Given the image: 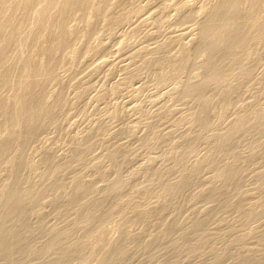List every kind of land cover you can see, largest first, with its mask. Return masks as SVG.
<instances>
[{"label": "rangeland", "instance_id": "obj_1", "mask_svg": "<svg viewBox=\"0 0 264 264\" xmlns=\"http://www.w3.org/2000/svg\"><path fill=\"white\" fill-rule=\"evenodd\" d=\"M64 1L0 0V211L26 196L13 262L264 264V0H87L65 18ZM222 4L243 29L220 59L201 31ZM20 96L41 123L6 150Z\"/></svg>", "mask_w": 264, "mask_h": 264}, {"label": "bare ground", "instance_id": "obj_2", "mask_svg": "<svg viewBox=\"0 0 264 264\" xmlns=\"http://www.w3.org/2000/svg\"><path fill=\"white\" fill-rule=\"evenodd\" d=\"M86 1L87 0H65L64 3L62 2L61 9H59V11L61 10V17L65 18L69 11L74 10L83 3H88ZM219 7L220 8L216 9L215 11L213 10L214 12L209 17L208 23L206 24L205 28H203L201 31V36L206 40L204 50L206 52H209L210 54L217 53L219 55V58L221 59L224 57H229L230 53L228 51V48L237 43L238 39L242 36L243 26L227 23L226 21L219 19V14L221 12H224L225 14L232 12V9L235 8L234 4H222ZM42 14L43 12L40 13V15ZM7 25L8 24L3 18V16L0 15V33L2 32V30H4L5 32V30L10 28V26ZM213 70H216V68L211 67L210 71L212 72ZM6 75L7 71L0 69V89L5 85ZM31 76L35 77L36 74L32 73ZM210 80V76L205 79V81ZM22 100L23 98L20 96L18 97L15 104L10 106V109L14 113V117L12 119V128L11 132L2 139V145L3 147H6V150L9 148L10 141L14 138L16 132L21 129V126H24L26 128L25 140L27 141L34 136L35 129L38 128V125L41 123V119H38L35 122L34 127L32 126V116L30 113L34 109L30 108V106L23 107L19 112L14 111V108L17 107L22 102ZM5 105L8 104L4 100L0 99V108ZM25 199L26 196L24 191H21L18 187L6 191L2 197L3 207L0 211V264H15L11 259L12 253L18 249L24 251V248L22 246L23 239L20 237L21 231L15 229V239L13 241L8 240L9 229L6 226V223L9 219H16L23 215L22 204ZM219 200L223 201L224 197L220 196ZM199 224L200 223H196L191 226L189 228L191 231L188 230V233L196 234L200 229ZM192 228L194 229V232ZM179 246L180 242L177 241L174 244L172 243L170 247L175 250L178 249ZM114 252L116 254L120 252L122 254L127 253L124 240L116 244Z\"/></svg>", "mask_w": 264, "mask_h": 264}]
</instances>
